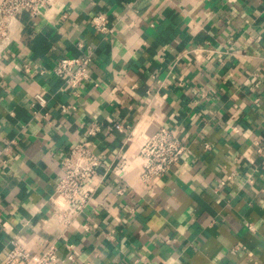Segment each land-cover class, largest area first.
Masks as SVG:
<instances>
[{
  "label": "crops",
  "instance_id": "obj_1",
  "mask_svg": "<svg viewBox=\"0 0 264 264\" xmlns=\"http://www.w3.org/2000/svg\"><path fill=\"white\" fill-rule=\"evenodd\" d=\"M98 11L107 31L91 26ZM87 45L76 96L51 69ZM91 121L96 190L66 225L50 197ZM160 125L186 147L144 181L128 163ZM0 150V263L12 237L35 252L55 240L64 257L71 242L65 264L264 263V0H58L21 12L0 48Z\"/></svg>",
  "mask_w": 264,
  "mask_h": 264
},
{
  "label": "built area",
  "instance_id": "obj_2",
  "mask_svg": "<svg viewBox=\"0 0 264 264\" xmlns=\"http://www.w3.org/2000/svg\"><path fill=\"white\" fill-rule=\"evenodd\" d=\"M57 2L58 0H0V48L9 43L21 12L27 11L32 18H35L48 11ZM90 23L97 31H107L110 28L108 14L104 11L92 13ZM92 58V46L87 45L86 50L80 54L62 55L57 58L51 71L64 80L73 95L78 96L80 87L90 78ZM24 69L29 70L30 65L24 64ZM35 96L39 103H45L46 99L42 93L37 92ZM73 107H75L74 103L61 104L63 111ZM114 125L119 130L128 126L122 121H117ZM100 128L98 121L89 122L85 129L86 137L75 142L60 159V174L50 200L54 207V215L66 225L84 210L96 190V184L91 183L90 179L96 175L101 164V157L90 137ZM234 129L237 130L238 127L234 126ZM185 147L182 139L169 127L160 125L144 139L138 153L128 164L140 166L139 176L142 180L149 181L164 175L171 165L177 163ZM4 148L8 149L9 146L5 145ZM1 207L0 200V220L2 219ZM248 225L250 228L253 227L252 224ZM63 246L68 250L66 257L59 254L55 240L48 241L41 251L35 252L12 237L9 239L4 260L0 264H65L66 258H73L74 250L73 244L69 241H64Z\"/></svg>",
  "mask_w": 264,
  "mask_h": 264
}]
</instances>
